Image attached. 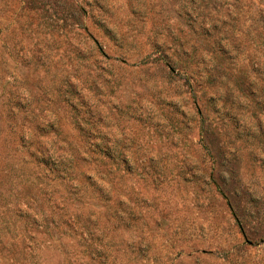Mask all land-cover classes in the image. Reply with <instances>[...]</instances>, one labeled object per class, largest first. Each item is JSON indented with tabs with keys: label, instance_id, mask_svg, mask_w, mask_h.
Returning <instances> with one entry per match:
<instances>
[{
	"label": "rangeland",
	"instance_id": "374dc122",
	"mask_svg": "<svg viewBox=\"0 0 264 264\" xmlns=\"http://www.w3.org/2000/svg\"><path fill=\"white\" fill-rule=\"evenodd\" d=\"M0 264H264V0H0Z\"/></svg>",
	"mask_w": 264,
	"mask_h": 264
}]
</instances>
